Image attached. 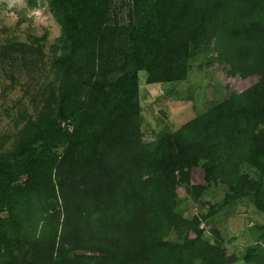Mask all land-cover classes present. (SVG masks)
Listing matches in <instances>:
<instances>
[{
    "label": "trees",
    "instance_id": "16d2710c",
    "mask_svg": "<svg viewBox=\"0 0 264 264\" xmlns=\"http://www.w3.org/2000/svg\"><path fill=\"white\" fill-rule=\"evenodd\" d=\"M25 2H45L59 35L46 50L43 36L0 44V69L26 79L0 134V264H232L199 225L243 198L264 214V0H131L124 17L112 0ZM209 44L207 66L251 84L142 141L139 72L183 80ZM216 184L218 205L182 216L177 188L196 200Z\"/></svg>",
    "mask_w": 264,
    "mask_h": 264
},
{
    "label": "rangeland",
    "instance_id": "374dc122",
    "mask_svg": "<svg viewBox=\"0 0 264 264\" xmlns=\"http://www.w3.org/2000/svg\"><path fill=\"white\" fill-rule=\"evenodd\" d=\"M130 2L112 0V11L118 17H124ZM58 35L59 26L51 17L45 2L30 6L25 0H0V44L6 40L28 41L43 36L46 50ZM213 54L211 44L194 49L187 76L179 81L146 83L145 73L139 72L142 141H151L157 135L177 129L188 119L226 98L230 91H240L251 84V78L228 77V68L223 63L207 66L206 59ZM9 75L10 71L4 73L0 69V134L13 130L15 106L22 96V86L26 81L24 76L20 77L21 73L17 74L14 82ZM190 182L204 184L200 168L192 169ZM226 192L227 188L223 184L211 185L195 200L182 187L177 188L178 210L186 218L203 216L208 213L205 204L218 205ZM199 227L203 229V238L207 240H215L212 230L218 232L222 245L237 258L232 264H250L242 260L245 248L249 245L256 244L264 250V214L258 212L247 198L212 213L201 220ZM166 239L178 240L175 232H170Z\"/></svg>",
    "mask_w": 264,
    "mask_h": 264
}]
</instances>
